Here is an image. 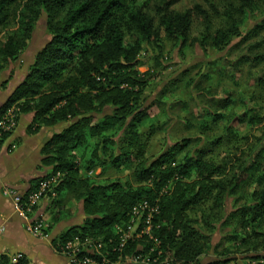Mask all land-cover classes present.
Instances as JSON below:
<instances>
[{"label": "trees", "instance_id": "16d2710c", "mask_svg": "<svg viewBox=\"0 0 264 264\" xmlns=\"http://www.w3.org/2000/svg\"><path fill=\"white\" fill-rule=\"evenodd\" d=\"M183 1L0 0V77L46 17V43L0 106V118L11 108L16 120L32 115L28 134L66 124L43 143L40 164L46 171L20 195L26 202L38 182L57 178L49 190L56 197L49 193L47 199L55 227L66 223L50 241L57 254L77 239L83 245L79 257L102 245L98 263L204 264L211 236L234 226L228 239L238 244V254L264 264V0H202L177 10ZM195 24L201 32L191 37ZM165 42L225 53L203 64L198 76L218 78L227 88L201 107L199 123L187 121L188 127L199 124L193 138L150 154V140L164 123L160 113L148 110L157 104L168 116L172 104L161 100L172 96L170 84L179 76L145 106L139 56L156 52L158 62ZM176 102L186 110L185 100ZM239 126L255 127L257 135L243 136ZM222 153L227 159L220 161ZM109 170L130 172L131 180H101ZM68 194L80 207L78 219L58 209ZM141 205L157 210L150 234L125 237L122 229ZM222 247L217 244L215 252ZM226 250L207 264L231 262ZM0 264L30 262L1 255Z\"/></svg>", "mask_w": 264, "mask_h": 264}, {"label": "rangeland", "instance_id": "374dc122", "mask_svg": "<svg viewBox=\"0 0 264 264\" xmlns=\"http://www.w3.org/2000/svg\"><path fill=\"white\" fill-rule=\"evenodd\" d=\"M201 1L202 0H184L179 6L176 7V9L182 11L191 7L193 4L200 3ZM262 11L263 10L261 9V17H264ZM45 20L46 17L43 15L37 24L31 44L26 49V52H22L19 60L15 64V68L20 66L19 69H23L25 66H28L30 62L29 55L32 56L33 53L35 54L46 43L47 36L44 33ZM200 32L201 28L195 24L191 37H198ZM164 46L165 48L163 57L158 59V62L155 61V57L157 56L156 52L151 55L147 52H143L139 56V62L141 65L138 67V71L146 80V89L143 94L146 102H144L145 106L154 103L155 100H159L161 97L159 94L162 92L164 86L167 85L169 81L175 76H179L176 78L178 81L175 83L171 82L170 84L172 85V88H170L172 91V96L170 98L168 97L167 100H161L162 103L172 104V109L168 110V116L161 114V111L164 109V107L160 106V110H158L156 103V105L148 110V113L151 115H157L160 113L159 121H161V124L164 123L162 130L150 140V154L156 153L159 147L166 149L168 146L174 144L175 141L193 138L198 131L197 125L199 124L196 123H199L202 119L201 113L203 110L201 107L207 106V104L211 102L210 99L213 97L221 96L222 91L227 88V83L224 81H219L218 78H213L212 81H206L205 79L201 78V76H198L201 73V69H203V64L209 61L220 59L219 57L224 58L225 53L216 54V52L212 49H208L204 52L199 46L180 49L166 42L164 43ZM228 59H234V56H230ZM6 70L7 69H5L1 74V80L7 78ZM184 70H186V77L181 76V72ZM202 73L205 72L202 71ZM19 78L20 77L16 78L15 80L16 85L21 82V79ZM190 96L192 99L195 98L197 102L193 103ZM177 100H185L187 104V111L182 110V105L181 103L176 102ZM19 119L17 120L16 128L19 124ZM188 120L196 122L194 127L187 126ZM234 120H236V117L232 121ZM31 121L32 120L28 122L27 128L29 127ZM23 124L25 125V123ZM65 125L66 124H63L54 128L53 132H60ZM237 129L242 133L243 136H248V138H252L253 136L257 135V130L255 127L251 128L239 126ZM250 143H255V140H251ZM222 155L223 156L220 158V161L224 158L223 153ZM226 159L227 156H225L224 160ZM99 173L100 171H98V174ZM108 178H117L123 181L131 180L130 172H124L120 174L114 170H109L107 173H105L101 180ZM79 208L78 204L73 200L70 194L61 199V204L58 207L61 213L68 214L70 217H72V219H78L80 213ZM43 214V219L46 223L43 233L48 236V239L53 235V239L55 237L53 234V230L55 229V224L52 220L54 216L53 212L50 211L49 213L45 212ZM140 218L141 217L131 216L130 222L125 226V228L122 229V231H127L124 234L125 237L139 238L144 232V225H141ZM67 224L70 225L71 220L68 221ZM233 230L237 229L234 226L227 227L222 232H215L213 236H211V245L213 249H211L207 255L201 258L204 264H207L209 261H214L217 259L220 260L221 253L224 249H227L226 251L229 252L225 255L231 259V262L227 264H251L248 260H246L247 256L241 253L238 254L236 251L239 248L238 244L234 245L232 241H229L230 237L233 235L231 233ZM237 232L239 233V231ZM219 243H222L223 247L215 252L214 247ZM215 253L218 256H216ZM60 255H62L66 259L67 264H69L66 256L63 253Z\"/></svg>", "mask_w": 264, "mask_h": 264}, {"label": "crops", "instance_id": "0c3cea01", "mask_svg": "<svg viewBox=\"0 0 264 264\" xmlns=\"http://www.w3.org/2000/svg\"><path fill=\"white\" fill-rule=\"evenodd\" d=\"M29 57L31 61L33 54ZM15 64L16 62L7 68V78L1 80L0 77V106L20 83L15 84L16 78L20 77L22 80L28 68H15ZM30 120L32 115L21 116L17 128L0 147V256L5 255L13 259L21 255L26 257L30 264H67L66 259L57 254L51 246L53 235L48 239L35 237L27 232L25 222L14 211L12 198L3 195L6 188H13L19 193L25 192L30 181L46 171L40 164V150L43 143L55 133L54 128L28 134L27 126ZM50 211L48 201H42L33 216L44 217L43 213ZM60 225L64 226L66 223ZM60 225L53 230L54 238L60 234Z\"/></svg>", "mask_w": 264, "mask_h": 264}, {"label": "built area", "instance_id": "2783aa9c", "mask_svg": "<svg viewBox=\"0 0 264 264\" xmlns=\"http://www.w3.org/2000/svg\"><path fill=\"white\" fill-rule=\"evenodd\" d=\"M16 124V113L14 109L11 108L7 110V112L0 118V147L2 146L1 141L3 139V134L13 133L16 129ZM56 179V177H49L38 182L37 188L28 195L26 202H22L20 196L21 193L17 192L15 189L6 188L5 190H3V195L12 198L14 211L25 222L26 231L35 237H48L43 233L46 226L43 217H34L33 214L38 205L42 201H46L48 199L49 193L50 198L56 197L55 193L49 191L55 184ZM146 211H148L149 213L145 216V230L142 234L149 235L152 229L151 214L152 212H156L157 210L155 209L154 211H150L147 205H141L134 208L132 216L143 218ZM85 242L87 243V240ZM81 246L83 245H80L77 239L74 241H70L65 245L62 253L68 259L69 264H109V262L104 258L99 263L98 261H95V257L97 255H101L100 249L102 248V245L98 244L89 255L79 257ZM19 257L20 256L13 258L12 262H16ZM139 259L140 257L136 258L134 262H137V260Z\"/></svg>", "mask_w": 264, "mask_h": 264}]
</instances>
